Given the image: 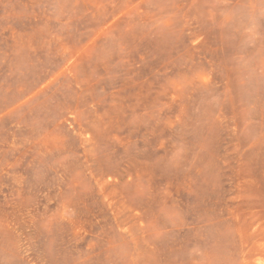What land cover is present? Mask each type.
Segmentation results:
<instances>
[{"label": "rangeland", "instance_id": "374dc122", "mask_svg": "<svg viewBox=\"0 0 264 264\" xmlns=\"http://www.w3.org/2000/svg\"><path fill=\"white\" fill-rule=\"evenodd\" d=\"M0 264H264V0H0Z\"/></svg>", "mask_w": 264, "mask_h": 264}]
</instances>
